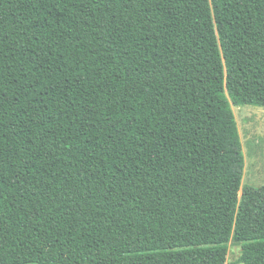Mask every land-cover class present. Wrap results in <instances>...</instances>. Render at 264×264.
Returning <instances> with one entry per match:
<instances>
[{
	"label": "trees",
	"instance_id": "1",
	"mask_svg": "<svg viewBox=\"0 0 264 264\" xmlns=\"http://www.w3.org/2000/svg\"><path fill=\"white\" fill-rule=\"evenodd\" d=\"M233 105L264 0H0V264H264Z\"/></svg>",
	"mask_w": 264,
	"mask_h": 264
},
{
	"label": "rangeland",
	"instance_id": "2",
	"mask_svg": "<svg viewBox=\"0 0 264 264\" xmlns=\"http://www.w3.org/2000/svg\"><path fill=\"white\" fill-rule=\"evenodd\" d=\"M246 159L242 185L261 187L264 185V106L233 105ZM242 191H240V194ZM242 244L229 242L228 261H235Z\"/></svg>",
	"mask_w": 264,
	"mask_h": 264
}]
</instances>
